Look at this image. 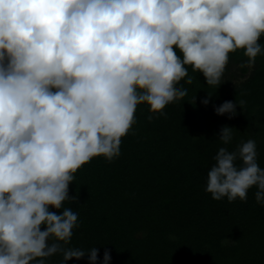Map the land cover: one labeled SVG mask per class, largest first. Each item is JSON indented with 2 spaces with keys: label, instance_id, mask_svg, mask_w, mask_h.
Wrapping results in <instances>:
<instances>
[{
  "label": "clouds",
  "instance_id": "9594fccd",
  "mask_svg": "<svg viewBox=\"0 0 264 264\" xmlns=\"http://www.w3.org/2000/svg\"><path fill=\"white\" fill-rule=\"evenodd\" d=\"M262 36L264 0H0V264H46L57 253L60 264L85 255L97 264L95 246L64 247L79 227L65 206L80 205L69 195L74 174L94 157L120 155L138 105L163 115L183 100L188 66L215 89L230 53L242 49L239 68L252 69ZM237 105L213 108L231 119ZM235 131L225 124L217 137L228 145ZM213 159L212 199L246 201L254 186L264 208L255 140ZM110 260L105 249L99 264Z\"/></svg>",
  "mask_w": 264,
  "mask_h": 264
},
{
  "label": "trees",
  "instance_id": "16d2710c",
  "mask_svg": "<svg viewBox=\"0 0 264 264\" xmlns=\"http://www.w3.org/2000/svg\"><path fill=\"white\" fill-rule=\"evenodd\" d=\"M259 42L264 45V36ZM246 59L242 49L230 53L216 89L188 66L194 77L191 85L184 84L188 95L166 105L163 115L150 113L146 104L137 106L120 155L111 162L94 157L74 174L69 195H76L80 205L65 206L78 214L79 227L64 247L87 251L95 246L97 264L105 249L109 264H264V208L255 202L256 188L248 190L246 201L232 202L214 200L205 190L220 147L232 151L253 139L264 168V56H257L252 69L239 68ZM205 97L206 106L201 104ZM224 101L243 105L229 119L214 112L213 106ZM225 124L237 129L228 145L217 137ZM61 260L57 253L46 264ZM65 264L89 262L85 255Z\"/></svg>",
  "mask_w": 264,
  "mask_h": 264
}]
</instances>
